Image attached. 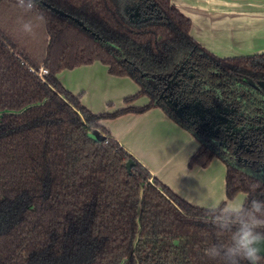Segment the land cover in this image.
<instances>
[{
	"label": "trees",
	"instance_id": "16d2710c",
	"mask_svg": "<svg viewBox=\"0 0 264 264\" xmlns=\"http://www.w3.org/2000/svg\"><path fill=\"white\" fill-rule=\"evenodd\" d=\"M36 11L46 22L28 36L17 0H0V264H222L205 254L230 239L214 231L211 213L154 177L99 122L160 108L198 142L190 168L217 158L226 166L227 200L264 199V153L248 154L255 165L237 162L163 96L174 78L184 101L235 107L249 139L260 140L264 52L214 55L191 37V20L171 0H38ZM96 61L139 87L125 108L93 114L57 77ZM139 96L148 105H131Z\"/></svg>",
	"mask_w": 264,
	"mask_h": 264
},
{
	"label": "crops",
	"instance_id": "0c3cea01",
	"mask_svg": "<svg viewBox=\"0 0 264 264\" xmlns=\"http://www.w3.org/2000/svg\"><path fill=\"white\" fill-rule=\"evenodd\" d=\"M171 3L191 20V37L214 55L236 58L264 52V0H171ZM57 77L69 92L80 97L85 108L96 115L125 108V99L139 91L132 79L111 75L108 67L99 61L64 70ZM144 103L147 100L142 98L131 105L140 107ZM99 123L154 177L182 199L205 209L209 200L217 205L228 201L226 168L223 166L218 172L210 170L211 164L205 169L190 168L189 159L199 144L160 108L126 113L114 119H102ZM119 124L124 125L120 126L121 130L116 128ZM156 132L170 133L168 137L173 146L167 148L162 141L151 145V136ZM158 146L165 149L160 154H157L162 151ZM245 196L239 193L234 200L244 203Z\"/></svg>",
	"mask_w": 264,
	"mask_h": 264
},
{
	"label": "clouds",
	"instance_id": "9594fccd",
	"mask_svg": "<svg viewBox=\"0 0 264 264\" xmlns=\"http://www.w3.org/2000/svg\"><path fill=\"white\" fill-rule=\"evenodd\" d=\"M17 7L24 13L17 18L20 31L35 35L46 22L36 11L37 0H17ZM207 210L214 231L230 237L228 243L217 240L206 248L207 256L222 264H264V199H253L247 206L234 199L219 205L209 200Z\"/></svg>",
	"mask_w": 264,
	"mask_h": 264
},
{
	"label": "flooded vegetation",
	"instance_id": "af4514ba",
	"mask_svg": "<svg viewBox=\"0 0 264 264\" xmlns=\"http://www.w3.org/2000/svg\"><path fill=\"white\" fill-rule=\"evenodd\" d=\"M130 13L136 20L143 17V14L139 15L136 8ZM178 88H181L180 84L178 80L173 78L166 83L164 89L166 94H163L166 102L173 107L176 114L192 125H196L200 130L207 132L211 138L215 139L226 150L231 148L237 162L243 165H255L256 161L247 156L248 154L251 157L253 155L259 156V153H264V129L262 133L259 128H253L251 132H260L263 136L260 140L256 137L249 139L250 126L242 123V115L236 114L235 107H218V105L212 107L203 102L202 99L188 103L181 98V90H178ZM177 93H179L178 96ZM259 166L261 167V172L264 173V163H259Z\"/></svg>",
	"mask_w": 264,
	"mask_h": 264
},
{
	"label": "rangeland",
	"instance_id": "374dc122",
	"mask_svg": "<svg viewBox=\"0 0 264 264\" xmlns=\"http://www.w3.org/2000/svg\"><path fill=\"white\" fill-rule=\"evenodd\" d=\"M139 88V87H138ZM94 95V94H93ZM95 96V95H94ZM96 97V96H95ZM146 99L147 100V103H144L142 106H140V107H143V106H146V105H148V103H149V98L147 97V96H139V97H137L134 101L136 102V101H140L141 99ZM133 104V103H132ZM110 106V105H109ZM149 111V110H148ZM147 112V111H146ZM108 120H110V119H108ZM174 122V121H173ZM175 123V122H174ZM111 124H114V123H111ZM120 126L121 127H123L124 125L123 124H119L116 128L118 129V130H121L122 128H120ZM179 126V125H178ZM186 131V130H185ZM187 132V131H186ZM162 133V134H161ZM161 133H159V132H156L155 133V135H153V136H151V141H150V144L151 145H154V144H159V143H161V141L162 142H164V143H166V145H167V148L168 147H171V146H173L172 144H171V141H170V139H169V135H170V133H164V132H161ZM189 133V132H188ZM192 135V134H191ZM157 139V140H156ZM141 141H142V138H141ZM141 141L140 142H138L139 144L141 143ZM135 142H136V140H135ZM158 148H159V150H162L161 148H160V146H158ZM165 149H163L161 152H159V153H157V154H160V153H162L163 151H164ZM216 160L215 161H212L210 164H211V167H210V170L212 171V172H218V170H222L223 169V166H224V168H226L225 167V165H224V163L222 162V161H220L219 159H217V158H215ZM217 166V167H216ZM217 168V169H216ZM240 194H244V193H240Z\"/></svg>",
	"mask_w": 264,
	"mask_h": 264
},
{
	"label": "water",
	"instance_id": "95a60500",
	"mask_svg": "<svg viewBox=\"0 0 264 264\" xmlns=\"http://www.w3.org/2000/svg\"><path fill=\"white\" fill-rule=\"evenodd\" d=\"M37 1H38V0H37ZM45 5H46V4H45ZM46 6H47L48 8H50L52 11H54L55 13H57V14H59V15H61V16H64V17L70 18V19L74 20L76 23H78L80 26H83V27H84L83 23L80 22L78 19H75V18L71 17L70 15H67L66 13H64V12H62V11L56 9V8H52L50 5H46ZM84 28L86 29V27H84ZM259 85H260L261 87L264 88V81H260V82H259ZM91 136H92V138H94L95 140H98V141H101V140L104 139V137H103L98 131H94V132L91 134ZM133 166H134V161L129 160V161L127 162V164H126V168H127V171H128L129 173H131V171H132V167H133Z\"/></svg>",
	"mask_w": 264,
	"mask_h": 264
},
{
	"label": "built area",
	"instance_id": "2783aa9c",
	"mask_svg": "<svg viewBox=\"0 0 264 264\" xmlns=\"http://www.w3.org/2000/svg\"><path fill=\"white\" fill-rule=\"evenodd\" d=\"M46 74H48V71L45 68H41L40 72H39V75L43 76V75H46Z\"/></svg>",
	"mask_w": 264,
	"mask_h": 264
}]
</instances>
